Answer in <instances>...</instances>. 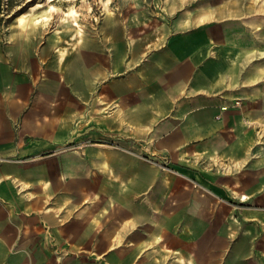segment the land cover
Returning <instances> with one entry per match:
<instances>
[{
  "label": "rangeland",
  "instance_id": "obj_1",
  "mask_svg": "<svg viewBox=\"0 0 264 264\" xmlns=\"http://www.w3.org/2000/svg\"><path fill=\"white\" fill-rule=\"evenodd\" d=\"M50 3L57 7L56 11L48 9L47 0H1L0 53L6 57L9 54L10 58L15 55L17 90H29L34 85L70 90V84L62 76L75 80V90H83L89 88L91 76H99L110 67L113 79H119V74L114 72L120 71V54L125 51L123 40L142 36L155 41V48L168 40L169 48L153 54L169 57L170 62L175 58L176 69L190 67L198 72L207 66L208 80L212 81L217 65L236 49L231 44L222 45L219 41L222 35L237 40L247 38L248 23L253 22L247 14L248 7L264 9V0H54ZM70 8L75 11L71 9L69 16L75 17L64 15ZM233 9L245 12L239 16ZM43 15L48 16L46 22H35ZM259 18L264 23V16ZM12 36L15 47L4 46L5 40ZM142 44L137 43L133 47L134 56L129 57L133 69ZM127 79L134 81L133 77ZM103 85L104 81L94 84L101 99L92 111L96 117L94 125L87 120L88 112H80L85 117L79 126L70 127L66 141L36 148L30 156L21 157L17 152L16 157L0 158V165H25L21 169L30 170L24 180L33 185L50 183L49 178L57 177L58 171L68 163L75 168V178L85 180H81L84 183L75 191V198L82 201L80 205L96 202L94 217L103 218L115 199H126L125 190L112 188L110 179L118 182L120 176L111 172L110 152H127L143 164L144 191L138 192L144 205L143 227L147 231L154 227L151 233L159 241L154 246L147 243L142 252L136 249L125 254L121 253L122 248L135 244L128 239H113V259L109 263L102 255L87 252L88 239H83V245L78 246L80 240L44 238L39 233L36 238L23 240L28 249L23 261L29 264H64L73 260L75 264H264L262 224H254L242 216L247 210L259 207L253 196L245 197L248 193L254 194L250 190L251 178L245 174L246 168L231 169V160L219 156L231 152L233 130L225 132L228 137H222L218 145L204 141L187 146L186 150L190 151H179V158L173 154L170 157L167 149L157 151L152 135L148 134L153 128L148 133L145 128L143 140L136 142L130 136L122 137L117 123L104 122ZM111 85L119 87L120 82ZM176 91V105L195 97L189 96L186 90ZM238 91L220 90L208 98L219 99V112L231 114L233 108H239L240 102L246 100L242 97L245 93ZM151 97L145 94L144 99ZM129 99L135 102L139 96H129ZM65 102L72 105L68 96ZM244 124L243 129H247V122ZM259 133L258 130L256 135ZM235 137L238 138L237 134ZM16 145L19 151L21 145ZM24 180L20 175L15 182ZM39 195L33 188L31 199ZM191 205L195 207L198 222L187 216ZM260 208L264 211V207ZM31 212L32 216L37 213ZM90 248L91 251L103 249L98 243Z\"/></svg>",
  "mask_w": 264,
  "mask_h": 264
},
{
  "label": "crops",
  "instance_id": "obj_2",
  "mask_svg": "<svg viewBox=\"0 0 264 264\" xmlns=\"http://www.w3.org/2000/svg\"><path fill=\"white\" fill-rule=\"evenodd\" d=\"M52 1L47 0L48 9L56 11L57 7L50 3ZM71 9L65 11L64 15L69 16L67 13ZM232 12L240 16L245 10L233 9ZM247 14L253 18V22L248 23L247 38L237 40L222 35L223 38L219 40L222 45L231 44L236 49L232 50L231 55L223 57L222 64L217 65L215 75L210 79L212 81L208 80L207 66L198 72L190 67L187 70L183 67L176 69L175 58L170 62L169 57L153 54L169 48L168 40L155 48L156 42L148 41L143 36L123 40L125 51L120 54V71L114 72L119 74V79H113L111 67L106 68L99 76H91L89 84L92 86L83 90H75V80L63 76L61 79L65 78L70 84V90H51L39 85L31 86L29 90H17L15 55L10 58L9 54L6 57L0 53V158L16 157L17 152L21 157L30 156L36 148L66 141L70 136V127L79 126V121L85 117L80 112H88L87 120L94 125L96 117L92 111L101 100L94 84L104 81V122L110 120L117 123L121 136H130L136 142L143 140L145 128L147 133L153 128L152 133L148 134L152 135L157 151L167 149L170 157L173 154L174 158H179V151H190L186 150L187 146L204 141L218 145L222 137H228L225 132L233 130L231 152L226 151L219 156L231 160V169H247L244 172L251 178L250 190L254 194L248 193L245 197L250 199L253 196L259 207L247 210L242 216L254 224H262L261 230H264V211L260 208L264 207V23H260L262 20L259 18L264 16V9L250 6ZM45 20H48V16L43 15L35 22ZM72 24L75 25L74 21ZM5 41L7 45L4 46L15 47V37ZM137 43H143L142 51L133 69L129 57L134 56L133 47ZM128 77H133L134 81ZM116 81L120 82L119 87L111 85ZM176 90H186L189 96L195 97L176 105ZM220 90H231L233 93L239 90V93H245L242 97L246 100L240 102L239 108H233L231 114L229 111L219 112V99H209L208 95ZM145 94L156 98L144 99ZM65 96L71 98L72 105L65 102ZM129 96H139V99L129 102ZM245 122L247 129H243ZM258 130L261 133L256 135ZM24 143L28 146L24 147ZM16 144L21 145L19 151ZM110 153L111 172L120 176L118 182L110 179L114 185L112 188L125 190L126 199H115V204L108 205L103 218L94 217L96 202L80 205L82 201L75 198V191L81 189L85 180L75 178V168L69 167L68 163L58 171L57 177L49 178L50 183L33 185L24 180L30 170H22L25 165H0V264H29L23 261L28 255L23 240L36 238L39 233L44 238L77 239L80 240L78 246L83 245V239H88L87 252L102 255L104 261L109 263L113 259V239H128L135 244L122 248L121 253L125 254L133 253L136 249L142 252L147 243L151 242L154 246L159 241H156L157 235L151 233L154 227L149 231L143 227L144 205L138 197V192L144 191L145 183L142 162L136 161L127 152ZM73 157L64 156L66 159ZM87 158H92L91 154ZM244 172L238 174L243 175ZM20 175L24 181L17 184L15 180ZM33 188L40 195L31 199ZM133 192H137L135 196ZM194 208L191 205L187 216L198 222ZM32 210L37 212L35 216H32ZM159 230L156 229L157 232ZM97 243L103 249L92 248L97 250L91 251L90 247L97 246ZM251 254L252 251H249L248 255ZM64 264H75V260Z\"/></svg>",
  "mask_w": 264,
  "mask_h": 264
},
{
  "label": "bare ground",
  "instance_id": "obj_3",
  "mask_svg": "<svg viewBox=\"0 0 264 264\" xmlns=\"http://www.w3.org/2000/svg\"><path fill=\"white\" fill-rule=\"evenodd\" d=\"M72 12H73V11H72V10H70V11H69L67 14H68V15H70V14H72Z\"/></svg>",
  "mask_w": 264,
  "mask_h": 264
},
{
  "label": "trees",
  "instance_id": "obj_4",
  "mask_svg": "<svg viewBox=\"0 0 264 264\" xmlns=\"http://www.w3.org/2000/svg\"><path fill=\"white\" fill-rule=\"evenodd\" d=\"M0 5H1V0H0ZM0 11H1V8H0Z\"/></svg>",
  "mask_w": 264,
  "mask_h": 264
}]
</instances>
